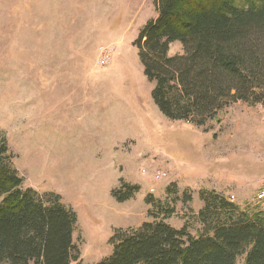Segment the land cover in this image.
<instances>
[{"label":"rangeland","instance_id":"obj_1","mask_svg":"<svg viewBox=\"0 0 264 264\" xmlns=\"http://www.w3.org/2000/svg\"><path fill=\"white\" fill-rule=\"evenodd\" d=\"M154 1L0 0V132L22 187L57 193L75 213L70 264H96L116 229L143 221L198 235L199 192L216 191L217 172L251 164L239 155L264 160V105L233 103L207 131L158 110L134 45ZM121 183L137 189L120 202ZM223 191L240 210L264 213L254 193Z\"/></svg>","mask_w":264,"mask_h":264},{"label":"trees","instance_id":"obj_2","mask_svg":"<svg viewBox=\"0 0 264 264\" xmlns=\"http://www.w3.org/2000/svg\"><path fill=\"white\" fill-rule=\"evenodd\" d=\"M134 45L151 97L168 119L207 131L236 102L264 105V0H155ZM173 42L181 54L169 55ZM0 132V264H70L79 258L76 215L53 192L23 188ZM137 186L120 184L117 201ZM169 188H167L168 190ZM202 231L191 235L163 218L116 229L111 253L96 264H264V213L242 211L214 190H201ZM148 204L151 196L146 198Z\"/></svg>","mask_w":264,"mask_h":264},{"label":"crops","instance_id":"obj_3","mask_svg":"<svg viewBox=\"0 0 264 264\" xmlns=\"http://www.w3.org/2000/svg\"><path fill=\"white\" fill-rule=\"evenodd\" d=\"M246 158L250 160V165L245 166L242 168V170L235 171L227 169L225 173L223 174L221 170L220 173L217 172L215 174V184H212V187L218 192H224L223 190H226L228 188H238L245 190L243 192H252L256 193V191L264 185V160L262 162H257L254 160L255 158H252L251 156L248 155V157L239 155V157ZM231 159H236L235 157H230ZM218 160L221 162V164H227L229 163V159H223V158H218ZM227 160V161H224ZM229 168V167H228ZM224 172V171H223Z\"/></svg>","mask_w":264,"mask_h":264},{"label":"built area","instance_id":"obj_4","mask_svg":"<svg viewBox=\"0 0 264 264\" xmlns=\"http://www.w3.org/2000/svg\"><path fill=\"white\" fill-rule=\"evenodd\" d=\"M166 174L164 172L156 171L154 177L156 179L164 177ZM254 199L258 202H264V185L261 186L254 194Z\"/></svg>","mask_w":264,"mask_h":264}]
</instances>
